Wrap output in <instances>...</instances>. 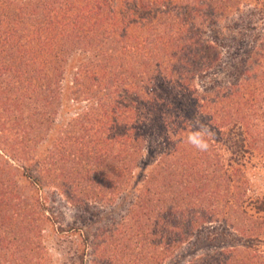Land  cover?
<instances>
[{"label": "rangeland", "instance_id": "obj_1", "mask_svg": "<svg viewBox=\"0 0 264 264\" xmlns=\"http://www.w3.org/2000/svg\"><path fill=\"white\" fill-rule=\"evenodd\" d=\"M50 1L0 0V7L9 9L15 17L12 33L1 22L0 52L21 47L34 33L32 54L37 57L41 72L32 74L34 77L30 72L21 85L14 81L12 94H0V223H5L0 224V264L264 263V258H259L264 257V93L250 101L223 99V89L241 84V78L249 79V87L257 91L264 89V0H162L159 9L154 10V19L146 20L140 29L134 26L129 30L128 35H136L139 40L155 36L148 51L154 55L153 80L129 91H124L122 85L119 89L110 87L106 96H102L103 90L98 91L97 100H124L131 108L134 123L142 112H148V101L153 97L169 103L193 101L184 95L186 87L196 91L200 102L205 100V107L202 115L189 120V133L179 131L172 138L169 150L173 156H162L166 146L159 136V125L154 128L151 123L152 131L147 134V127H141L138 133L144 135V141H138L139 151L133 157L135 169L129 181L118 183L119 190L104 184L111 161L99 165L103 174L98 182H91L94 174L90 179L83 178L80 170L86 149L81 151L74 144L73 137L82 136L74 129L78 126L75 120L87 106L86 100L94 99V93L88 98L82 92L86 88L93 90L96 83L94 76L84 77L81 65L87 58L79 46L58 73L61 95L52 123L45 125L33 140L28 137L27 149L17 143L18 135H10L23 133L22 127L27 124L24 120L32 113L27 107H20L13 119L10 99L21 96L26 103H32L36 95L29 96L26 87L31 89L45 71L41 63L48 61L37 38ZM75 3V8L82 5L80 0ZM217 7L220 8L215 10ZM103 27L96 26V37H102ZM183 37L195 39L191 54L177 52L175 59H169L168 55L177 50L169 46L171 41L174 45ZM106 44L108 54L110 49L118 51L121 46L117 42ZM207 60L210 69L203 65L202 61ZM120 64L114 62L110 68L96 69L97 78L102 77V84L115 75L121 79L126 73ZM0 66L4 67V62ZM250 68L251 79L243 76L245 69ZM105 73L107 78L105 75L103 80ZM194 122L206 125L212 132L207 151L187 143V136L195 130ZM245 122L251 132H247ZM119 128L123 132L125 126ZM58 155L68 159L67 164L63 163L65 167L59 163ZM164 166L177 173L174 187L184 186L183 195H174L181 203L179 214L174 210L177 216L164 214L159 205L168 201L169 195H144L152 174ZM207 176H212L211 185L218 181L221 184L224 179L226 195H191V189ZM57 178L63 179L60 187L55 186ZM156 178L155 185L159 182ZM166 183L171 187L172 183ZM159 188L162 189L161 183ZM182 198L188 204H183ZM150 203L154 204L153 210ZM155 213L181 229L178 248L170 243L171 237L160 242L165 229ZM154 231L158 236H153ZM248 246L252 247L245 249Z\"/></svg>", "mask_w": 264, "mask_h": 264}, {"label": "trees", "instance_id": "obj_2", "mask_svg": "<svg viewBox=\"0 0 264 264\" xmlns=\"http://www.w3.org/2000/svg\"><path fill=\"white\" fill-rule=\"evenodd\" d=\"M80 1L82 5L76 8V0H52L45 6L47 10L43 14L46 16V20L43 18L41 19L44 21L39 19L42 24H40L39 27L40 37L37 38V40L40 41L38 42L40 43L39 49L48 61L41 63L45 66V71L38 78L35 77L37 79L34 81V83L36 82L33 85L34 87L32 86L31 89L30 87H26L28 95H36V99H32V103L29 102V104L26 103L25 100L20 99L21 96L13 100L10 99L11 105L9 107H11V116L13 119L17 116L15 111L20 107H27L28 111L32 112L29 115L27 114V118L24 120L27 124L22 127L24 130L23 133H10V135L11 137L18 135L19 138L17 139V143L22 144L23 148H26L25 143L28 137H31L30 140H33L35 135L37 136L40 134V131L45 125L47 126L48 123H52L54 115L58 112V101L61 95V83L58 73L60 70L63 71V66L67 64V61L71 60L72 54L75 50L78 51L77 49L79 46V51L87 58L86 62L81 65V68L85 69L84 77L94 76L93 81L96 83L93 90L86 88V91L84 90L82 92V94L88 98L94 93L95 100L93 99L90 101L87 99V106L82 109V113L78 114L76 117L77 120H75V126L78 124V128L75 127L74 129L78 130V133L82 134V136L79 138L73 137L74 144L79 145L81 151L83 148L86 149L84 154L85 159L80 160L82 162L80 170L84 173L83 178L90 179L94 174L91 182H98L101 180L103 174L101 171L103 167L101 166L99 168V165L101 162L111 161L110 169H106L104 184H106L107 187L109 186L111 190H119L120 187L118 183L121 181L125 183L131 178V172L135 169L133 157L135 153L137 155L139 151V144H143L144 141V135L139 134L138 130L141 127H147L148 130L144 133L147 134L149 131H152L149 126L151 123L155 124L154 128H156V125H159V136L166 146L162 156L163 158L173 156L169 150L170 145H172V138L177 135L179 131L190 132L188 130V128L191 127L189 120H191V118L196 119L197 116L202 115V108L205 107V100L200 102L197 98L196 91L191 90L190 87L185 88L184 95L191 100L194 99L190 101L191 104L187 101L169 103L164 99L153 97L152 100L148 101V112H142L141 117H143L142 119L139 117L141 121L138 119L137 123L133 122L131 108L125 104L124 100L98 101L96 98V92L98 91L100 92L103 90L102 96H106V90L110 87L119 89L122 85L124 91H129V89L140 87V85L145 84V82L150 83L153 80L152 69L154 68L152 64L154 63V55L152 52L148 51L153 46L155 36H146L139 40L138 36L128 34L129 30L134 26L140 29L142 24L145 25L146 20L154 19V10L156 11L159 9V2L162 0H130L129 2H126V0ZM135 1H138V4L135 3ZM224 4L226 3H223V5ZM227 4L229 5V3ZM202 6H204V4H202ZM219 8L220 7H217L215 10ZM15 9L22 11L18 8ZM8 10L4 7H0V26L1 22L4 23L5 27L9 28L8 31L12 33V26L15 24L13 23V19H15V17L10 14ZM52 13L53 15H51ZM97 25H105V27H103L102 37L100 38L96 37L97 35H95L94 32L97 30L95 29ZM185 25L186 22L183 26ZM31 35L33 38L30 36L28 40L23 42L21 47L16 49L10 48L0 52V54H2L0 55V62H4V67L0 66V94H12L11 90L14 88L12 85L13 82L15 81L17 85L23 84L30 72L31 77H34L32 74L41 73L39 71L38 59L32 54L36 37L34 38V33H31ZM112 35L116 38H112ZM159 38L160 37H158V39ZM108 42H117L121 46L118 51L116 48L110 49L111 54H108L106 53V43ZM195 43L193 37L179 38L177 41H174V45H172L171 41L169 46L177 50L168 55L169 59H175L177 52L182 54L185 52V54H187L186 52L188 51L189 54H191V49ZM17 55L18 57L15 58L16 64H13L11 61L14 59L13 57ZM182 57H186V55ZM114 62L121 63L119 68L123 69L126 73L125 75L123 73L121 77V79L123 78V82L120 83L121 79L118 77L119 75L116 76L114 74L115 78L106 79L105 84H102V77L100 76L97 78L96 69H107L109 64L111 63V66ZM202 62L204 67L206 66L207 69L211 68L207 63L208 60ZM155 66L157 67L156 69L160 67L159 64ZM167 69L166 66L164 71H167ZM79 72H81V69ZM250 72L251 68L245 69L243 76L250 78ZM154 73L158 76L157 72ZM107 74L108 73L104 74L103 80L105 79V75L107 78ZM240 80L242 82L241 84L237 82L223 89L226 93L223 95V99L235 97L238 102L241 101V99L250 101L251 98L264 93V89L257 91L254 87H249V79L241 78ZM26 92L24 95H26ZM147 96L149 97V95ZM145 110L146 108H144V111ZM151 111L155 115H152ZM94 114L96 115L94 116ZM207 117L210 119L209 121L213 120L212 117ZM128 121L131 122L129 123ZM7 122L9 123V119ZM138 123H140L141 126ZM136 124L139 125V127H137ZM245 124L248 129L247 132H251V126H249L247 122H245ZM121 125L125 126L123 132L119 128ZM128 125L131 128H126ZM12 130L13 129H10L9 131ZM138 141H140L139 144ZM115 145L118 146L117 149H114ZM57 157L61 166L63 165V167H65L63 163L67 164L68 159H63L59 155ZM176 175L177 173L170 169L169 166L159 168V172L152 174L149 185H147V189L144 191V195H169L167 197L169 199L168 201H165L163 204L159 203V205L162 206V212L168 216L171 214L177 216L179 214L181 203L177 196L183 195L184 193V186L183 189L180 188L182 185L178 188L174 187L173 183ZM155 177H157L156 180L159 181L157 185L154 184ZM211 177L212 176H207V179L204 181L199 180L195 185L196 188L194 187L191 189V195L199 196L203 195L205 192H207V194L210 193L209 195H226L225 191L227 187L224 179H221V184L218 181L216 185H211ZM62 180L63 179L60 178L55 179V181H57V185L55 186L60 187ZM166 180L172 183L171 187L167 185ZM33 183L36 184V180H33ZM160 183L162 189L159 188ZM186 195L189 194L186 193ZM153 198L156 200L155 196ZM151 202H153L152 199ZM181 202L183 204H188L185 198H182ZM164 205H167L165 209L163 208ZM149 207L153 210L154 204L150 203ZM175 208L178 214L174 212ZM208 213H210V211ZM214 214L215 213H213L212 216ZM155 218H158L159 224L165 229V237L162 236L160 242L171 237L170 243L178 248L177 244L182 240V237H180L181 229L178 230L177 226L172 227L167 217L164 218L155 213ZM182 220L183 222L185 220L184 213L181 217V221ZM0 224L5 223L1 222ZM152 233L154 237L158 236L155 231ZM251 247L252 246H248L245 247V249H250ZM224 264H226V261Z\"/></svg>", "mask_w": 264, "mask_h": 264}, {"label": "clouds", "instance_id": "obj_3", "mask_svg": "<svg viewBox=\"0 0 264 264\" xmlns=\"http://www.w3.org/2000/svg\"><path fill=\"white\" fill-rule=\"evenodd\" d=\"M194 131L187 136V143H190L199 151H207L209 148L208 138L212 136V132L206 125L194 122Z\"/></svg>", "mask_w": 264, "mask_h": 264}]
</instances>
